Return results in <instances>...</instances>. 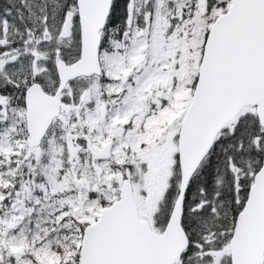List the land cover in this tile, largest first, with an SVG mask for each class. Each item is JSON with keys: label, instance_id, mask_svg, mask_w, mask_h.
Masks as SVG:
<instances>
[{"label": "snow or ice", "instance_id": "obj_1", "mask_svg": "<svg viewBox=\"0 0 264 264\" xmlns=\"http://www.w3.org/2000/svg\"><path fill=\"white\" fill-rule=\"evenodd\" d=\"M0 264H264V0H0Z\"/></svg>", "mask_w": 264, "mask_h": 264}]
</instances>
